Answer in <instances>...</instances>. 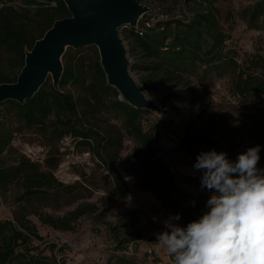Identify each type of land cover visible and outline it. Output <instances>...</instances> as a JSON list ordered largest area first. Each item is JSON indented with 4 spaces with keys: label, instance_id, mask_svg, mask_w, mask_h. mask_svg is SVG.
Here are the masks:
<instances>
[{
    "label": "trees",
    "instance_id": "16d2710c",
    "mask_svg": "<svg viewBox=\"0 0 264 264\" xmlns=\"http://www.w3.org/2000/svg\"><path fill=\"white\" fill-rule=\"evenodd\" d=\"M150 6L163 0H137ZM191 6L192 17L187 20H171L153 24L146 15L138 28H125L131 63V72L139 75V85L148 97L157 98L163 105L182 101L194 106L199 83L210 74L221 77L224 72L233 77L236 95L251 107L264 121V57L255 56L250 65L240 66L237 55L227 51L230 38L220 25V11L216 5L221 0H185ZM248 10L249 22L255 26L264 16V0H251ZM51 3H56L52 7ZM63 0H0V85L17 82L25 66L26 51L53 27L54 23L70 17ZM92 53L90 58L83 56ZM64 73L59 90L53 87L50 78L32 100L24 105L7 101L0 105L7 115L23 122L25 130H37L52 141L71 136L76 147L98 159L99 169L107 175L98 179L81 173L90 187L103 192L112 200H126L131 190L125 180L130 177L137 188L151 192L172 216L180 214L185 226L198 220L209 209L207 200L193 201L174 183L173 175L157 159L158 137L162 125L145 130L144 117L150 111L137 110L119 100V92L108 85L96 47L67 53L63 57ZM88 60V61H87ZM73 86L85 94L77 100L67 91ZM107 96L111 107L124 118L125 135L136 143L132 154L120 162L119 153L124 148V136L116 126L102 129L93 110ZM80 104L87 108L80 109ZM1 116V114H0ZM96 122V124H94ZM1 123V122H0ZM0 128V155L14 140L15 133ZM46 136V137H47ZM204 131L199 141L208 142ZM13 151V150H12ZM15 160L10 163L0 159V198L11 189H19V211L15 220L0 221V264H59L56 257L33 254V240H41L29 215L43 224L60 231L72 230L80 218L100 212L94 203L83 202L63 218L55 219L40 213L33 201L50 203L64 189L74 190L79 186H65L59 182L54 171L59 165L58 156L51 153L44 164L33 162L25 155L14 151ZM122 169L123 175L118 172ZM34 206L35 210L32 211ZM29 214V215H27ZM133 240H119L116 252L125 253ZM108 264H111L110 262ZM116 264H133L126 256L118 257Z\"/></svg>",
    "mask_w": 264,
    "mask_h": 264
},
{
    "label": "rangeland",
    "instance_id": "374dc122",
    "mask_svg": "<svg viewBox=\"0 0 264 264\" xmlns=\"http://www.w3.org/2000/svg\"><path fill=\"white\" fill-rule=\"evenodd\" d=\"M253 4L251 0H221L216 5L220 11V25L230 36L226 50L230 51V55L236 54L239 65L244 67L250 65L255 56L264 57V16L255 26L250 25L248 10ZM148 7L150 12L146 17L153 24L192 17L191 6L185 0H163ZM127 34L125 28L121 30L123 41ZM124 43L127 47V42ZM74 51L77 50L68 49L67 53ZM83 56L90 58L92 53L85 51ZM131 74L139 82L138 73L134 71ZM67 91L77 100L85 97L79 88L70 86ZM151 99L157 103L160 112L150 111L146 114L144 129L155 130L157 125H162L157 142V159L173 175L176 187L191 200L200 201L212 195L200 186L202 173L193 169L196 157L201 152L212 149L223 151L230 160L235 161L238 154L260 145L258 167L264 168V121L251 110L256 103H245L236 95L232 74L231 77L228 72L221 77L210 74L199 83L194 106L182 101L165 106L159 99ZM119 100L123 101L121 97ZM93 102L96 104L93 110L97 112L102 129L116 126L122 132L124 148L119 153V159L120 162L124 161L136 146L134 140L125 135L124 118L111 107L109 97L104 96L100 103ZM86 108L80 104L81 110ZM0 114V124L15 133L14 140L0 155L1 161L13 162V152L16 151L43 165L51 153H56L59 165L54 175L57 180L69 187L80 183L72 191L64 189L50 203L33 201L37 211L58 219L67 216L83 202L109 209L106 215L98 212L80 218L73 223L70 231L55 230L27 214L41 237V240H33V254L54 256L59 264H116L118 257L123 255L133 264H174L166 248L156 241L157 234L165 230L163 221L172 215L164 211L155 195L137 188L133 180L125 178L132 192L131 197L126 200L109 199L80 177L81 173H85L102 179L107 173L99 169L98 159L76 147L77 141L71 136L52 141L37 130H25L23 122L7 115L3 108H0ZM204 131L207 132L208 142L199 141ZM118 172L123 175L119 167ZM19 192L17 188L11 189L4 198H0V221L15 220V214L19 211ZM34 206L32 211L35 210ZM174 222L186 227L181 219ZM130 239L133 241L127 252H116L119 240Z\"/></svg>",
    "mask_w": 264,
    "mask_h": 264
},
{
    "label": "clouds",
    "instance_id": "9594fccd",
    "mask_svg": "<svg viewBox=\"0 0 264 264\" xmlns=\"http://www.w3.org/2000/svg\"><path fill=\"white\" fill-rule=\"evenodd\" d=\"M260 152V145L249 147L235 161L215 149L197 155L193 169L202 173L201 188L212 193L206 202L209 210L186 227L174 222L180 214L163 221L165 230L156 241L174 264H264Z\"/></svg>",
    "mask_w": 264,
    "mask_h": 264
},
{
    "label": "water",
    "instance_id": "95a60500",
    "mask_svg": "<svg viewBox=\"0 0 264 264\" xmlns=\"http://www.w3.org/2000/svg\"><path fill=\"white\" fill-rule=\"evenodd\" d=\"M71 16L54 23L26 51L25 66L13 84L0 85V105L32 100L49 78L59 90L68 49L96 47L110 87L137 110L160 112L157 103L142 90L131 74L128 49L121 37L124 28H137L150 8L137 0H63Z\"/></svg>",
    "mask_w": 264,
    "mask_h": 264
},
{
    "label": "built area",
    "instance_id": "2783aa9c",
    "mask_svg": "<svg viewBox=\"0 0 264 264\" xmlns=\"http://www.w3.org/2000/svg\"><path fill=\"white\" fill-rule=\"evenodd\" d=\"M56 5H57L56 3H51V6H52V7H56ZM142 18H143V17H142ZM138 27H139V24H138L137 28H138Z\"/></svg>",
    "mask_w": 264,
    "mask_h": 264
}]
</instances>
